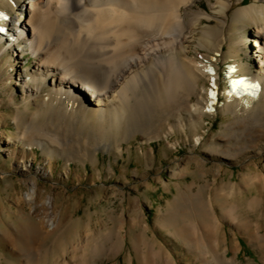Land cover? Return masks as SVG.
I'll list each match as a JSON object with an SVG mask.
<instances>
[{
  "label": "rangeland",
  "instance_id": "obj_1",
  "mask_svg": "<svg viewBox=\"0 0 264 264\" xmlns=\"http://www.w3.org/2000/svg\"><path fill=\"white\" fill-rule=\"evenodd\" d=\"M215 1L197 0L194 9L211 13ZM255 1L232 0L224 24L205 21L221 52L192 51L206 64L199 92L164 107L136 104L117 140L71 118L66 102L51 104L31 78L37 59L23 42L8 47L0 37V264L27 262L34 238L42 264H148L147 253L161 249L175 264H203L171 222L213 235L234 264H264V244L251 240L264 236V89L238 100L228 86L231 63L242 70L244 58L252 67L245 52H230V19ZM0 9L22 19L11 0ZM200 100L198 124L189 106ZM57 134L69 145H57ZM51 221L56 230L37 235Z\"/></svg>",
  "mask_w": 264,
  "mask_h": 264
},
{
  "label": "bare ground",
  "instance_id": "obj_2",
  "mask_svg": "<svg viewBox=\"0 0 264 264\" xmlns=\"http://www.w3.org/2000/svg\"><path fill=\"white\" fill-rule=\"evenodd\" d=\"M11 1L22 19L0 9V21L10 16L8 27L1 26L7 32V35L0 32L1 42L8 47L21 42L26 45L37 59L31 78L40 88H46L51 104L66 102L71 108L70 112L66 110L71 118L81 119L116 140L136 104L147 102L164 107L185 97L188 101L193 93L199 92L206 64L191 53L195 48L221 52L215 50L221 47L216 32L205 21L215 19L224 24L233 8L232 0L210 3L211 13L195 10L197 0ZM230 20L235 28L230 52L235 57L245 52L252 67L244 58L242 70H238L235 62L230 64L228 78L233 79L229 81V93L258 97L264 89V0L238 8ZM218 95L213 89L211 97L215 103ZM203 107L201 100L189 106L198 124L205 115ZM1 139L11 141L4 134ZM54 142L69 145L58 134ZM187 225L170 224L177 239L198 250L193 255L198 262L235 263L226 252L212 246L213 235L190 230ZM49 226L48 230L45 227L37 230V235H49L56 230L55 221ZM252 236L251 240L264 244V236ZM10 240L21 241L15 234H11ZM37 242V238L30 241L29 248L23 251L27 262L18 264L43 263L44 253ZM121 243L117 239L114 247H120ZM145 260L148 264H175L172 254L163 249L147 253ZM74 263L77 264L72 260L65 264Z\"/></svg>",
  "mask_w": 264,
  "mask_h": 264
}]
</instances>
